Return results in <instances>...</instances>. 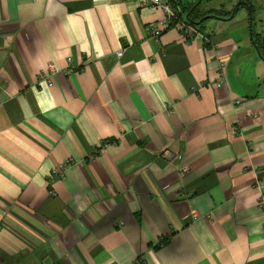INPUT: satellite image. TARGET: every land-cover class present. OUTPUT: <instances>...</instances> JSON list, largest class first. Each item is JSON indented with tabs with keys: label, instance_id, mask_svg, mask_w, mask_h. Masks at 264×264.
<instances>
[{
	"label": "crops",
	"instance_id": "1",
	"mask_svg": "<svg viewBox=\"0 0 264 264\" xmlns=\"http://www.w3.org/2000/svg\"><path fill=\"white\" fill-rule=\"evenodd\" d=\"M135 2L0 0V264H264L247 20Z\"/></svg>",
	"mask_w": 264,
	"mask_h": 264
},
{
	"label": "built area",
	"instance_id": "2",
	"mask_svg": "<svg viewBox=\"0 0 264 264\" xmlns=\"http://www.w3.org/2000/svg\"><path fill=\"white\" fill-rule=\"evenodd\" d=\"M172 1L173 0H136L135 3H137L139 7H149V6L160 7L163 10V12H164V14L166 16V18L163 19V21H161L160 26L167 28L168 26L170 27V24L173 21L178 20V17H177L178 14H176L177 10H175V8H173V6H172L173 2ZM178 22H179V26L181 27L182 30H184V32L186 33L187 36L191 37L193 35L198 34V31L196 30V28H194V26L193 27L187 26V24L184 21H182V20H178ZM155 26L156 25L152 26V30L155 29V34L154 35L155 36L156 35L159 36V34H160L159 33V28L157 30V26L158 25L156 27ZM118 55H120V54H118ZM68 62H71L70 59H68ZM221 67H224V63L221 64L220 68ZM49 68L51 69L52 72H54L55 69L53 68L52 65H50ZM220 85H224V82L219 81L217 86H220ZM49 86H51L50 83H49ZM239 103H240L239 101L236 102L237 105ZM70 165H72L71 161H67V162L61 163L60 166H58L59 167L58 174L60 176H62L64 171L67 168H69ZM56 173L57 172H55L54 174H56ZM258 204H259V208L264 209V199L261 198L258 201ZM191 214L193 215V217H196V213L195 212H191Z\"/></svg>",
	"mask_w": 264,
	"mask_h": 264
},
{
	"label": "rangeland",
	"instance_id": "3",
	"mask_svg": "<svg viewBox=\"0 0 264 264\" xmlns=\"http://www.w3.org/2000/svg\"><path fill=\"white\" fill-rule=\"evenodd\" d=\"M180 1L183 3V5L187 4V1H183V0H180ZM190 1L191 2L195 1V3H196V0H190ZM239 1L240 0H203L201 7H200V10L208 9L209 12L208 11H206V12H208V14L212 13L211 15H214L213 12H211V9H216V10H219L220 12H223L224 16H226V12L231 13L230 11H232L234 6ZM243 1L251 3V8H252L251 11L254 13V16H255L254 17L255 20H254V22H252V23H254L253 29L256 30L258 33H264V0H243ZM242 17H243L242 14L237 15V19L242 18ZM260 19H262L261 22H259ZM213 23H217V22L213 19H208L202 25L204 26V28H206V30H209L210 26ZM247 30H248V28H247ZM247 34H249V33L247 32Z\"/></svg>",
	"mask_w": 264,
	"mask_h": 264
},
{
	"label": "flooded vegetation",
	"instance_id": "4",
	"mask_svg": "<svg viewBox=\"0 0 264 264\" xmlns=\"http://www.w3.org/2000/svg\"><path fill=\"white\" fill-rule=\"evenodd\" d=\"M184 1H187V4H186V6L183 8V9H181L182 11H181V13L183 14V17H184V15H186L187 14V12H189L190 10H191V8L193 7V5L195 4V1L194 2H188V0H184ZM203 2V1H202ZM238 3H240V5H239V7L237 8V10H235L236 11V13H235V16H234V18L235 17H237V15L238 14H242L243 16H244V18L247 20V26H249V23L248 22H250V19H249V13H248V11H246V9H247V6L250 8L249 10L251 11L252 10V8H251V3H248V2H245V1H243V0H240ZM202 4V3H201ZM201 4L199 5V6H197L192 12H190V14H189V19L190 20H193V21H195L196 23H197V21H199L201 18H203V17H206V16H208V15H211V14H208V9H206V10H204V9H202V10H200V7H201ZM183 7V6H182ZM234 9V8H233ZM233 9H232V11H233ZM206 11H208V12H206ZM219 10H216V9H211V12H213V14L215 15V16H218V17H221V18H228L229 16H230V14L232 13L231 11V13H228V12H226V16H224V13L223 12H218ZM206 12V13H205ZM243 12V13H242ZM180 12L178 13V14H181ZM181 14V15H182ZM251 17H252V22H254V20H255V16H254V13L251 11ZM186 19V18H185ZM262 21V19H260V21L259 22H261ZM251 22V23H252ZM203 24V23H202ZM202 24H200L198 27H201V26H203ZM254 23H252V25H253ZM252 29H253V27H252ZM253 32H252V41L248 38V41H249V44H250V47L252 46V43L256 46V48H258L260 51H261V53L262 54H264V47H262V46H264V45H262V41H264V33H258L256 30H252ZM252 48V47H251ZM253 49V48H252ZM254 50V49H253Z\"/></svg>",
	"mask_w": 264,
	"mask_h": 264
},
{
	"label": "water",
	"instance_id": "5",
	"mask_svg": "<svg viewBox=\"0 0 264 264\" xmlns=\"http://www.w3.org/2000/svg\"><path fill=\"white\" fill-rule=\"evenodd\" d=\"M184 1V0H183ZM202 1L203 0H196V3L193 5V7L191 8V10L189 11V12H187V14L185 15V18H186V20L191 24V25H194V26H199L200 24H202V23H204L206 20H208V19H213V20H216V21H230V20H232V19H234V16H235V13H236V11L235 10H237V8L239 7V5H240V3H237L235 6H234V9H233V11H231L232 13H231V15L228 17V18H221V17H218V16H215V15H208V16H206V17H203V18H201L199 21H197V23L195 22V21H193V20H190L189 19V14H190V12H192L197 6H199L201 3H202ZM181 4H183L182 2H181ZM250 8L247 6V9H246V11H248V13H249V19H250V22H248L249 23V26H248V32H249V34H248V36H249V39L252 41V27H253V25H252V17H251V11L249 10ZM262 45H264V41H262ZM253 49H254V51H255V53H256V55H257V57L259 58V60H262V61H264V54H262L261 53V51L258 49V48H256V46L252 43V46H251ZM262 47H264V46H262Z\"/></svg>",
	"mask_w": 264,
	"mask_h": 264
}]
</instances>
